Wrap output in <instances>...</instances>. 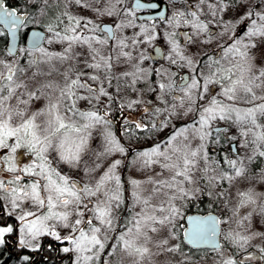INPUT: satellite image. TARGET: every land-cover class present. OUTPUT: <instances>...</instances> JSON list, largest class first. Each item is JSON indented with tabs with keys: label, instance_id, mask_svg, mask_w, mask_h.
I'll return each instance as SVG.
<instances>
[{
	"label": "snow or ice",
	"instance_id": "snow-or-ice-1",
	"mask_svg": "<svg viewBox=\"0 0 264 264\" xmlns=\"http://www.w3.org/2000/svg\"><path fill=\"white\" fill-rule=\"evenodd\" d=\"M43 4L42 16L47 15L48 0H43ZM70 5L89 9L97 17L114 19L112 24L97 22L73 14ZM170 5L169 11L175 7V0H170ZM198 5L207 9L210 19H201L197 11L190 9L187 0L183 11L176 9L170 16L160 10L164 0H134L131 5L127 0H58V6L63 10L55 17V23L48 24L47 32L51 37L47 38V43L62 45V51L40 47L46 37L33 32L31 47L19 49V52L27 51L32 59L26 66H20L14 59L17 34L29 17L18 15L15 8L5 7L0 0V37L6 34L11 37L8 56L13 58L11 62L0 60V149H10L9 155L2 159L8 165L7 172L16 173L7 180L0 178V201L7 203L19 221L20 248L37 251L41 247L39 238L50 236L66 245L60 251L74 254V264H98L109 247L111 251L107 255L111 259L105 260L104 264H124L125 257L131 264H144L154 254L182 252L181 245L174 243L177 239L175 229L183 227L180 223L184 219L182 202L197 197L202 191L198 186L188 187L197 185L196 172H201L213 187L217 181L231 184L236 178L244 177L247 171L244 159L238 155L240 148L251 145L253 153L264 157V150H261L264 148V123L260 122L264 120V94H257V90L264 93V56L257 63L254 54L258 45L264 44V0H214L213 3L198 0ZM241 8L243 12L230 20L221 16V13L236 12ZM141 10H154L156 15L137 16ZM157 17L172 29L163 32L169 67H144L150 57L143 46L157 39V25H137L136 20L152 21ZM213 24L221 31H213ZM181 25L192 29L191 35L185 34L187 40L183 47L174 31ZM237 25L244 28L240 36L235 35ZM137 27L139 31L130 36L123 34L125 29ZM201 34H207L203 41L198 39ZM214 39L217 48L211 53H190L191 46L207 45ZM219 40L225 43L221 44ZM155 51L157 55L161 54L159 48ZM171 66L188 68L189 72L177 82L173 79L175 73L170 70ZM32 69L35 70L30 71ZM153 75L159 77L155 87L150 80ZM141 82L148 86V92L156 94L155 100L163 107H148L154 103L150 100L125 99L129 90L139 91L136 85ZM169 96L170 100L167 99ZM41 98L47 102L46 106L29 113V105ZM102 98L107 99L104 108L108 109L117 99L122 101L118 104L120 112L144 103L143 111L154 117L165 114L170 119L193 116L191 123L179 128L171 125L170 119H158L151 127L135 122V129L149 132L159 130L158 125L159 128H173L167 140L138 152L133 162V167L140 170L159 166L169 176L167 179L161 175L146 181L135 178L127 181L132 187V205L129 217L122 221L120 213L124 211L126 200L122 176L118 173L122 161H112L102 175L94 176L101 168L103 157L125 153L111 130L113 121L109 111L100 107ZM79 102L89 107L81 109ZM219 122H224V126H217ZM97 127L101 129L102 138V151L99 152L90 151L88 147L92 130ZM231 127L238 129L242 141L235 145L236 158L224 157L232 170L229 174L219 162L209 163L211 158L206 146L213 130L217 134L213 143H219L221 136L230 144L235 141L236 136L229 134ZM124 131L129 130L125 127ZM10 138H15L12 145L8 143ZM193 140L199 141L196 148L192 147ZM21 148L34 159L18 166L16 154ZM52 153L55 156L50 158ZM86 153L88 158L84 159ZM246 158L252 159L251 156ZM201 161H204L203 168ZM61 163L68 166L67 174L54 166ZM76 172H83L89 177L88 181L78 183ZM24 176L31 178L29 183H22ZM260 180L264 182V172L260 173ZM143 184L153 186L147 195ZM208 194L226 195L224 192ZM238 195L240 199L233 209V216L239 208L255 204V197L264 194L248 190ZM259 215L264 218V203L259 206ZM186 219L188 227L183 230V237L188 244L207 243L214 251L219 250L216 236L221 220L212 215L188 216ZM250 219L251 215L245 216L237 224L240 226ZM118 221L122 222L123 230L116 237L117 242L109 246L107 242L117 231ZM249 226H245L246 231ZM58 228L67 230V234L62 236ZM15 231L11 224L0 226V247ZM161 232L165 236L154 245L159 251L152 253L148 246L153 244L152 234ZM256 235L264 236V233L253 232L252 236H247L228 232L224 239L243 246ZM19 259L23 264H31L28 255ZM222 264L236 262L227 259Z\"/></svg>",
	"mask_w": 264,
	"mask_h": 264
},
{
	"label": "rangeland",
	"instance_id": "rangeland-1",
	"mask_svg": "<svg viewBox=\"0 0 264 264\" xmlns=\"http://www.w3.org/2000/svg\"><path fill=\"white\" fill-rule=\"evenodd\" d=\"M30 4H36V10L33 13V16L30 18L29 26L36 27L37 25H40L41 23H44L48 26L49 23H55V17L60 15V12L63 10L62 6H58V0H49L48 6L49 10H52L54 12V15H48V8H47V15L42 16L40 14L41 9L45 8V5L42 3H39V0H27ZM69 10L73 14H79L84 17H88L94 20V13L89 10L82 8L80 6L70 5ZM23 13V12H21ZM240 14V11L233 12L232 10L226 11L225 13H221V16L225 20H230L234 16H238ZM166 30H172L169 29L167 24L162 27L157 28V39L154 42H159L163 44L166 47V50L168 51V48L166 46L165 39L163 37V32ZM45 31L47 32V28H45ZM138 27L136 28V32H138ZM175 31V29H174ZM130 30L125 29L124 35H129ZM51 34L47 32V38H50ZM46 41L43 45L44 48H46L49 51H62V45L60 44H52L49 45ZM207 37H204L202 34L199 36V40L203 41ZM216 44H217V40ZM221 40H219V43ZM152 43V44H153ZM144 45V49L147 53V50L150 49L151 45ZM193 47L191 46L189 51L190 53L193 52ZM200 51L203 52L204 49L211 48L212 47V41L207 44L203 45L200 44ZM77 51H80V49H77ZM26 53V54H25ZM23 53L22 57H25V64L23 66H26L28 62L32 59V56H30L26 51ZM254 54L257 56V63L261 62V56H264V44L258 45L257 49L254 50ZM35 55H39V53H36ZM133 55H136V52L133 51ZM6 55H0V60H5L7 62V59L5 58ZM10 60H8L9 62ZM12 61V60H11ZM169 63V61H167ZM144 67H150L149 61H145L143 64ZM156 67V66H155ZM154 67V68H155ZM177 70H188V68H180L179 66H176ZM35 69H32L30 71H34ZM30 74V72H29ZM152 86L155 87L156 82L152 81ZM136 88L139 90L137 92H132L129 90V92L126 94L125 99L131 100L140 98L144 101H154L153 104L147 105L150 108L155 107H163V105L160 104L159 101L155 100V95L153 93H150L147 91L148 86L143 84L142 82L136 85ZM110 92L113 91V89H109ZM218 91V89H216ZM179 95V93H176ZM257 94L261 95L264 93H261L259 90H257ZM167 99H171L169 96ZM15 101H13L14 103ZM261 101H257V103H260ZM45 99L41 98L39 100L34 101L29 105V113L32 111H37L39 109H42L46 106ZM122 103L119 99H117L116 103L111 106L110 109L104 108V105L108 104V101L106 98H102V103L100 107L106 111H109V118L112 119L113 123L111 125V130L116 136V138L120 141L121 145L125 148V153L121 154L119 152L107 155L103 157L100 161L101 168L94 173V176L98 178L100 175L103 174L104 171L107 170V167L109 164L116 160L120 159L122 161V165L118 169V173L122 176V183L124 184L125 191L123 192V195L126 197L125 204H124V211L120 213L121 221L123 219H126L130 215L131 211V205L132 200L131 192L132 187L127 181L130 179H137L140 181H146L149 177H157L159 178L161 175L163 178L167 179L169 176V173L164 172L159 166H154L151 169L147 170H140L136 167H133L134 159L138 152L147 150L150 147L155 146L156 143L162 142L167 140L170 133L173 131L172 127H164L158 129H153L152 131L147 130H139L135 129V122H142L145 125H148L151 127V124L155 122L158 119H170L166 114L163 117H154L151 115V113H145L143 111L144 107L146 106L144 103L135 105L133 108H125L122 112L118 111V104ZM78 106L81 107V109H87L89 106L85 104L84 102H79ZM241 107H246V105H240ZM193 120L192 114H189L187 116H184L182 118H171L170 123L171 125H174L175 127L179 128L184 126L185 124L191 123ZM128 121H132V123H128ZM261 123H264V120L260 121ZM217 126H224V122H219ZM125 127L128 128V132L125 133L124 129ZM101 129L99 127L92 130V139L89 141V150H96L97 152L102 151L101 143L102 138L100 136ZM229 134L236 136V140L233 142H236V144H240L242 141V138L239 136L238 129L236 127H231L229 129ZM216 133H213V136L209 137L208 144L206 146V152L208 156L211 158L209 163L212 161H217L220 164V167L223 168L225 171H228L229 174H232V170L228 168L227 164H223L224 162L221 161V158H219V146L218 143H213V139L216 137ZM221 139V137H220ZM11 142V143H10ZM9 145H12L15 142V138L11 140ZM199 144L198 140L192 141V147L196 148ZM226 148V154L222 157H228L229 156V145H225ZM1 155H0V169H3L4 171H0V178H3L5 180L10 179L11 176L15 175L16 173H9L7 172L8 165L3 162V157H7L9 155L10 149H0ZM261 150H264L262 148ZM240 158L244 159V166L246 168V174L244 177H238L236 178L231 184H229L228 181H217L216 186L213 187L212 185L208 184V180L206 177L202 176V173L197 171L195 174V178L197 179V185H189L188 187H194L198 186L202 189L201 193L193 198L189 197V199L184 200L183 208L181 209L182 213L184 214V219L180 221V223L183 225V227H178L175 229L177 239L174 241L176 244H180L182 247V252H177L175 254L171 253H165L161 252L159 254H154L150 257V259H146L144 261V264H222L223 260L232 259L236 262V264H264V236L256 235L255 237L251 238L246 244L243 246L235 245L229 240L224 239V234L228 232H238L240 235H247L252 236L253 232L256 233H264V218H262L259 215V206L261 203H264V195L256 196V203L255 204H247L246 206L239 208V211L235 216H233V209L237 206L238 201L240 199L238 193L244 192L248 190H253L256 194H264V182L260 180V173L264 172V157H260L258 153L252 152V146L249 145L248 148H240L238 153ZM19 164L18 166H23L27 163L31 162V159H34V157H29V155L23 150V148L17 150L16 154ZM55 153L50 154V158L54 157ZM233 156V155H230ZM251 156L252 159L249 160L246 157ZM237 156L234 155V158ZM88 158V154H85L84 159ZM21 159V160H20ZM256 161H259L258 166L256 165ZM91 163V161H89ZM57 167L58 171H61L62 174H67L69 172L68 166L65 164H59L55 165ZM204 161H201L200 167L203 168ZM211 174V173H209ZM75 178L77 179L78 183H86L89 179V177L85 176L83 172H76ZM82 178V179H81ZM29 177L24 176L22 183H29L30 182ZM179 179V178H178ZM153 186L151 184H143V189H145V195L150 192L151 188ZM209 192L213 193H220L224 192L226 195L222 196H214L209 195ZM200 199H205L208 202L209 208H214L216 213L219 216V219L222 221L221 224V243L222 248L220 250H187L183 243V230L186 228V222L185 218L188 215V206L191 203L198 204V201ZM2 205V210L5 214L9 215V213H13V210L7 205L5 201H0ZM25 207L28 205L25 204ZM197 206V205H196ZM139 211V208L136 209ZM190 214V213H189ZM251 215V219L248 222L242 223L240 226H238L237 221H242V218L245 216ZM15 222L17 223L16 231L7 237L8 240L13 241L14 239L15 244H18V238H19V230L18 225L19 221L15 218V214L9 215ZM118 221V228L116 232L112 233V238L109 239L107 242L109 246L114 245L116 241V237L120 234L121 230H123L122 222ZM226 221L227 223H224ZM250 225L245 230V226ZM14 227V225H12ZM15 228V227H14ZM57 231H60L61 235L67 234V230H61L57 229ZM153 236V244L148 245L151 248L152 253H157L159 250L154 246L155 242L159 239L163 238L165 236L164 232H161L159 234H152ZM12 237V239H10ZM43 239H50L55 241L50 236H42L39 238L40 245H43ZM56 242V241H55ZM173 243L170 241V244ZM61 244V243H60ZM6 245V244H5ZM10 246V245H8ZM66 246V245H65ZM41 248V247H40ZM111 251V247L105 250V253L102 254V259L98 261V264H104L105 260H110L111 258L107 255V252ZM73 256V263L75 260V256L73 253H70ZM124 264H131V260L128 257L124 258Z\"/></svg>",
	"mask_w": 264,
	"mask_h": 264
},
{
	"label": "flooded vegetation",
	"instance_id": "flooded-vegetation-1",
	"mask_svg": "<svg viewBox=\"0 0 264 264\" xmlns=\"http://www.w3.org/2000/svg\"><path fill=\"white\" fill-rule=\"evenodd\" d=\"M127 2H128V5H131V3L134 2V0H127ZM142 2H145V0H142ZM207 2L208 3H213L214 0H207ZM187 4H188V6L190 7L191 10H195V11L198 12V15L200 16L201 19L208 20V19L211 18L210 16L207 15V9L198 5V0H187ZM184 6H185V0H175V7L171 8V11H175L176 9H179V10L183 11L184 10ZM5 7L10 8L6 4H5ZM170 7H171L170 0H164V6L160 10L163 11V9H165L166 15L170 16L171 15V11H169ZM239 11L241 13V12H243V9L241 8V9H239ZM21 14H25V13H21ZM150 15L154 16V15H156V12L154 10H141V11H139L137 13V16L145 17V18L150 16ZM86 18H88V17H86ZM113 19L114 18H112V17H107V16L97 17L96 15H94V21H97V22L103 21L104 24H112ZM116 19L118 21L119 18H116ZM29 22H30V18H29L28 22H26L25 27L20 30V46H19V49L20 48H24L25 50L28 49V48H26L25 41H26L27 32L29 31L30 28H32V26H29ZM141 23H144L146 26H151L152 24H156L157 28L166 25V22H161L158 17H157V19L152 20V21H149L147 19L136 20V24L137 25H139ZM245 23H248V22L246 21ZM211 27H212V30L215 31V32L221 31L220 27L215 25V24H213ZM129 30H130V32H129L130 35H132L134 32H136V28L129 29ZM243 31H244L243 26L237 25L235 27V35L236 36L242 35ZM175 32L178 33L177 39L181 42V46L183 47L184 46V42L187 40V35H185V34L187 33L188 35H191L192 34V29L190 28V26L181 25L179 28L175 29ZM202 35L204 37H207V34H202ZM184 37H185V39H184ZM5 39H6V43H5L4 47H3V49H0V55H6L5 58L7 59V62H8V60H10L9 62H11V60L13 58L9 57L8 53H7V45H8V42H9V36H7V34H6L5 37H0V41L1 42H2V40H5ZM220 43L223 44V43H225V41L221 40ZM157 45H159L161 47V50H160L161 54L160 55H157L156 51H155ZM216 48H217V44H216V41L214 39V40H212V47L204 49L203 51H207V52L211 53L213 51V49H216ZM19 49H18V52H17L16 56H14V59L16 61H19L20 66H23L26 63L25 62V57L24 56L22 57L23 53H25V52H19ZM192 50H193V52L191 54H194V55L199 54L201 52L199 46L193 47ZM167 54H168V51L166 50V47L163 44H161L159 42H154L151 45L150 49L147 50V55L150 57L148 59V61L150 63V67L154 68L155 66L159 67L160 65H163L164 67H169V63L167 62L168 60L165 58V56ZM203 59H206V58H203ZM175 67L176 66H171L170 70L175 73V76L173 77V79L176 80L177 82H180L181 78L183 77V75L185 73H188L189 71L185 70V69L179 71ZM150 80L154 81V82H158L159 81V77L153 75V76L150 77ZM214 91H216V89H214ZM11 140H13V138H10L8 142H10ZM231 143H233V142H231ZM225 144H227V145H229L231 147V144L229 143L228 140H226ZM219 148H222V147L220 146ZM225 150H226V148H225ZM225 150L222 152V156H225V154H226ZM1 151L2 150H0V155H1ZM230 155H233V156H230ZM234 155L237 156V154H234L231 151V153L229 152V156L228 157L234 158ZM221 161L224 162V159H222ZM17 162L19 164L18 158H17ZM256 163H257L256 165L258 166L259 161H256ZM223 164H226V163L224 162ZM0 209H2L1 203H0ZM15 241H16L15 239L13 241H10V240L7 239V243L5 245L6 251H9L10 253H14L13 252L14 246L17 245V243L15 244ZM42 241H43L42 242L43 245L41 247L49 249V245H51V250L50 251H52V252H55L56 248L58 249L57 244H56L55 241L50 240V239H43ZM8 245H10V246H8ZM23 255H25V254H22V255H19V254L6 255L5 258L6 259H11L12 257L16 256L18 258L17 259L18 260V264H23V262L19 259ZM42 255L43 254H41V253H39V254L35 253L33 256L28 255L31 258V264H56V260L60 259V257H58V256H56L54 254L48 255V256H42Z\"/></svg>",
	"mask_w": 264,
	"mask_h": 264
},
{
	"label": "trees",
	"instance_id": "trees-1",
	"mask_svg": "<svg viewBox=\"0 0 264 264\" xmlns=\"http://www.w3.org/2000/svg\"><path fill=\"white\" fill-rule=\"evenodd\" d=\"M4 3L9 6L10 8H15L19 13L23 12L25 14H27V16L29 18H31L33 16V13L36 10V4H30L29 1L27 0H3ZM49 1V0H48ZM39 3L43 4V0H39ZM49 6H48V15H54V12L52 10H49ZM47 15V16H48ZM33 27V26H32ZM36 27L42 28L45 30V28H47L48 26L45 25L44 23H41L40 25H37ZM6 43V39L2 40V42L0 41V49H3L4 45ZM226 143V139H224L223 136H221L220 142L218 143V146L222 147L219 148V158H221L222 160V152L225 150V144ZM197 205V206H196ZM187 212L189 213H201V214H206L209 212H214L215 209L214 208H209L208 202L205 199H200L198 201V204H195L194 202L191 203L188 208H187ZM7 224H11L14 225L15 228H17V223L15 222V220H13L11 218V216L5 214L3 212L2 209H0V226L3 225H7ZM10 239H12V237H10ZM184 243V242H183ZM58 249L56 248L55 252L50 251V249L48 248H44L41 247L39 250L37 251H32L31 249H22L19 247V245H15L13 252L14 253H10L9 251H6L5 249V245L0 247V264H18V258L12 257L11 259H6L5 256L6 255H31L33 256L35 253L36 254H43L42 256H48V255H56L58 257H60V259L56 260V264H72L73 263V256L70 253H63L62 251H60V249L62 247L65 246V244H60L59 242H56ZM186 247L187 250H191L189 247H187L186 245H184ZM194 251V250H193ZM43 258V257H42Z\"/></svg>",
	"mask_w": 264,
	"mask_h": 264
},
{
	"label": "water",
	"instance_id": "water-1",
	"mask_svg": "<svg viewBox=\"0 0 264 264\" xmlns=\"http://www.w3.org/2000/svg\"><path fill=\"white\" fill-rule=\"evenodd\" d=\"M3 3H4V1H3ZM163 11H165V9H163ZM18 15H26L27 16V14H21V13H18ZM33 32H39V33H41V35H44L47 38V32L44 29L39 28V27L30 28L29 31L27 32L26 41H25L26 48H28V49L31 47L32 33ZM184 39H185V37H184ZM45 41H46V39L41 42L40 47H43ZM11 43H12L11 42V37L9 36V42H8V45H7V53H8V49L11 47ZM19 46H20V31L17 34V41H16L17 52H18ZM157 48H159L161 50V47L159 45L156 46V49ZM17 52H16V54H17ZM16 54H15V56H16ZM186 75H187V73H185L183 75V77H185ZM213 132L216 133L214 130H213ZM235 145H237L235 142L231 143V148H232V152L234 154H237L236 149H235ZM207 215H212V216H215L217 219H219V216L216 213H214V212H209V213H206V214L190 213V214H188L186 216V218L188 216H207ZM186 218H185V222H186V228H187L188 227V223H187V219ZM220 237H221V224L218 225V234L216 236V243L219 245V250L222 248V243H221V238ZM183 242H184V244L187 247H189L192 250H213L212 246L210 244H207V243H202V244H199V245H191V244H188L186 240H184V237H183Z\"/></svg>",
	"mask_w": 264,
	"mask_h": 264
}]
</instances>
